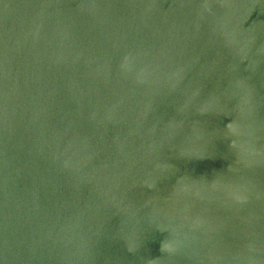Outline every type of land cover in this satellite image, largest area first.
Segmentation results:
<instances>
[{
	"label": "water",
	"instance_id": "obj_1",
	"mask_svg": "<svg viewBox=\"0 0 264 264\" xmlns=\"http://www.w3.org/2000/svg\"><path fill=\"white\" fill-rule=\"evenodd\" d=\"M0 264H264V0H0Z\"/></svg>",
	"mask_w": 264,
	"mask_h": 264
}]
</instances>
